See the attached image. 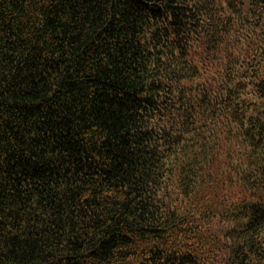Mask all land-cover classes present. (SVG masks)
Masks as SVG:
<instances>
[{"label": "trees", "instance_id": "obj_1", "mask_svg": "<svg viewBox=\"0 0 264 264\" xmlns=\"http://www.w3.org/2000/svg\"><path fill=\"white\" fill-rule=\"evenodd\" d=\"M0 264H264V0H0Z\"/></svg>", "mask_w": 264, "mask_h": 264}]
</instances>
